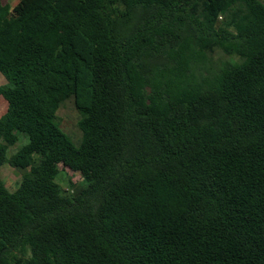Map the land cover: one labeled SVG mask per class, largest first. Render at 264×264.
<instances>
[{
    "label": "trees",
    "instance_id": "trees-1",
    "mask_svg": "<svg viewBox=\"0 0 264 264\" xmlns=\"http://www.w3.org/2000/svg\"><path fill=\"white\" fill-rule=\"evenodd\" d=\"M0 74V264H264L263 0H0Z\"/></svg>",
    "mask_w": 264,
    "mask_h": 264
},
{
    "label": "rangeland",
    "instance_id": "rangeland-1",
    "mask_svg": "<svg viewBox=\"0 0 264 264\" xmlns=\"http://www.w3.org/2000/svg\"><path fill=\"white\" fill-rule=\"evenodd\" d=\"M19 2L20 0H3L4 4H9L12 8L16 7ZM217 58L219 61L229 59L222 53H218ZM5 82L4 77L0 74V85L5 84ZM6 110L7 103L3 98H0V117L6 112ZM57 117L61 129L67 133L76 144H79L82 140V132L78 126L80 114L76 108L74 98H71L62 104L57 113ZM30 171L31 169L18 171L9 165H4L0 170V177L10 191H16L21 184L24 175L29 174ZM57 182L69 195L77 196L85 186L84 173L81 170H72L62 166L61 174L57 178Z\"/></svg>",
    "mask_w": 264,
    "mask_h": 264
}]
</instances>
